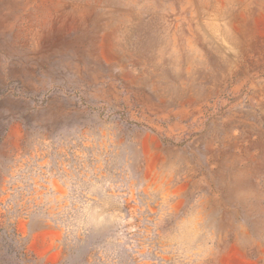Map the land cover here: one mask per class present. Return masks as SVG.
I'll return each instance as SVG.
<instances>
[{
    "label": "rangeland",
    "instance_id": "374dc122",
    "mask_svg": "<svg viewBox=\"0 0 264 264\" xmlns=\"http://www.w3.org/2000/svg\"><path fill=\"white\" fill-rule=\"evenodd\" d=\"M0 264H264V0H0Z\"/></svg>",
    "mask_w": 264,
    "mask_h": 264
}]
</instances>
